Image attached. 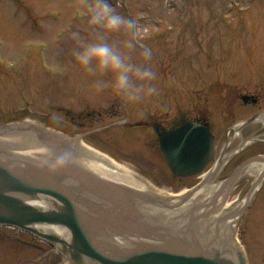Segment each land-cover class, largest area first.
Wrapping results in <instances>:
<instances>
[{"label":"rangeland","instance_id":"rangeland-1","mask_svg":"<svg viewBox=\"0 0 264 264\" xmlns=\"http://www.w3.org/2000/svg\"><path fill=\"white\" fill-rule=\"evenodd\" d=\"M87 2L0 0V119L16 114L12 109L23 107L24 102L20 100L23 93L34 95L37 106L30 103L29 108L34 109L32 114L40 115L43 112L38 109L44 92L57 98L62 90L96 96L95 107L99 104L117 109L119 116L105 123L123 120L126 116L128 121H134V117L148 109L161 108L173 115L178 109L196 107L197 110L206 105L214 143L220 147L227 135L232 138L234 131H228L232 124L245 119L251 110L261 109H239L235 105L234 117L226 121L221 106L225 93L219 90L221 86L232 85L235 91L244 93L253 88L255 80L258 82L264 77V0H110L118 13L136 23L138 47L134 59L139 62L143 47L153 51L159 95L135 106L126 104L111 90L97 93L92 87L97 77L75 63L72 50L77 45L71 34L77 32L84 39L93 38L94 26L88 24L84 14ZM110 39L122 41L125 35L111 33ZM217 82L222 84L220 89L215 86ZM105 93L108 103L105 95L99 96ZM196 110L191 109L190 114ZM114 127L96 135L94 142L84 141V145L164 193H185L203 182V173L181 180L173 178L165 163L152 153L149 143L144 142L146 134L141 129H130L132 133L127 135L130 140L126 144L117 137L123 128ZM254 127H247L244 134ZM237 143L234 139L227 152ZM254 150L264 155V146L255 144L241 153L248 156ZM237 164L233 163L232 167ZM225 177L226 172L217 181ZM254 180L252 173L242 171L226 203L234 206ZM246 205L236 221L235 239L248 264H264V181ZM0 264L74 263L63 245L47 242L28 231L0 226Z\"/></svg>","mask_w":264,"mask_h":264},{"label":"water","instance_id":"water-1","mask_svg":"<svg viewBox=\"0 0 264 264\" xmlns=\"http://www.w3.org/2000/svg\"><path fill=\"white\" fill-rule=\"evenodd\" d=\"M26 122L0 124V225L63 245L74 264H248L242 249L233 261L225 256L229 255L227 248H215L212 239L200 238L197 226L226 201V197L221 201L225 187L239 179L246 165L264 162V156L245 159L214 191L209 187L214 186L217 171H212L204 193H212L211 196L206 201L205 195L197 200L189 209L184 230H177L159 215L150 213L149 208L181 207L205 180L173 203L158 200L85 168L77 163L82 156L78 144L43 126L30 123L31 128L25 129L22 124ZM23 133H39L41 138L38 143L10 139ZM49 133L55 136L54 142L47 138ZM212 139L205 126L194 122L163 133L161 149L172 176L201 172L212 157ZM43 148L42 155L50 158V167L30 157L13 163V158L20 157L18 152ZM38 195L46 196L53 207L40 208L29 202ZM243 210L244 206L240 214ZM36 224L62 226L70 236L64 239L38 231ZM118 238L129 239L130 243L119 244Z\"/></svg>","mask_w":264,"mask_h":264},{"label":"flooded vegetation","instance_id":"flooded-vegetation-1","mask_svg":"<svg viewBox=\"0 0 264 264\" xmlns=\"http://www.w3.org/2000/svg\"><path fill=\"white\" fill-rule=\"evenodd\" d=\"M221 85L222 84L219 82L215 84L216 88L219 86L218 89H220ZM221 89L219 91L225 93V99H222L223 102L221 103V106L223 105L222 116L226 121H229L234 117L233 107L235 105L239 107V109L240 107H250L251 109H257L261 107V109L258 111L251 110L253 112L245 119L232 124L228 130L229 132L230 129L234 131L232 138L230 139V136L227 135L226 141L223 142L220 147H216L214 143L212 123L211 120L208 119L209 114L207 107H205L206 105L197 110L196 107L190 108V110L178 109L174 111L173 115H170L167 112L168 110L163 111L161 108H156L155 110L148 109L146 111H141L140 115L134 117L135 119L133 118L134 121H128V117L126 116L123 120L105 123L107 119L119 116L117 109L111 110L109 107H101L102 105L99 104V106L96 105L95 107L93 104L96 103V96L92 97L93 95L84 96L81 94L78 95L76 93H66L63 90L58 92L56 95L57 98H53L52 94L44 92V94L41 96L42 106H39L41 108L38 109L43 112L40 115L32 114L35 111H33L34 109L29 108L31 105L30 103L37 106V104L34 103V95L23 93L20 95V100H23L24 102L23 107L12 109V111L16 114L11 116L4 115L0 119V124H2V122L7 123L6 121H29L37 125L50 128L64 138L75 142V144H78L79 148H77V150L81 149L80 145L84 144V141L94 142V137H97L96 135L105 133L107 130L111 129L112 127L115 128L114 126L117 125L123 128L121 131L122 134L118 133L117 137L120 136V140H124L126 144L130 140V137L127 135H131L132 133L130 132V129H141L145 132L144 134H146L144 136V142L149 143L150 148L153 150L152 153L157 159L162 160L167 166V169L170 171L161 149V135L163 133L174 131L187 122L198 123L205 126L213 137L212 141L214 148L212 159L209 163L210 165L202 173L204 175V172L212 173V171L216 170L217 172L212 181V183L216 184L220 182L217 181L220 174H224L226 172V177H228L233 169L245 159L257 155L264 156L257 150H254V152H251L248 156H244V154L241 153L245 148H247V146L252 144L257 145L258 147L264 146V77L259 79L258 82L255 80L253 82V88L249 91H245L244 93L240 90L235 91L232 85H228L226 88L221 86ZM107 91L108 90H106V92ZM99 96H104V98H107V93ZM108 101L109 98H107V103ZM191 109H195L196 113L193 115L190 114ZM249 119L251 120L248 121ZM250 126L255 127L250 128V132L244 134V130ZM257 126H259L258 129H256ZM244 135L246 137H244ZM111 137L113 138V136ZM115 137L116 135H114V138ZM135 139L138 138L135 137ZM234 139H237L238 143L227 152V148L231 145ZM233 163L239 164H237L235 167H232ZM142 168L148 169L147 166ZM142 172L144 171L142 170ZM202 173H199L198 175H201ZM173 178L181 180L183 177Z\"/></svg>","mask_w":264,"mask_h":264},{"label":"bare ground","instance_id":"bare-ground-1","mask_svg":"<svg viewBox=\"0 0 264 264\" xmlns=\"http://www.w3.org/2000/svg\"><path fill=\"white\" fill-rule=\"evenodd\" d=\"M31 124L29 122H26L23 123L22 126L25 129L26 128L30 129ZM49 136L50 137H47L49 141L54 142L56 140L55 136L51 137L50 133ZM39 138H41L39 133L38 134L23 133L19 136L11 137L10 139L18 140V141H27L30 143H38ZM36 147L38 148V146ZM81 151H82V156L81 158H78L77 163H79L80 165L93 171L94 173H97L98 175L104 178H109L121 184L134 187L140 191L145 192L149 196L170 203H173L175 200L178 199V196L184 194V192L178 194L164 193L158 188L151 185L145 179L141 178L140 176H137L136 174L125 169L124 167L114 163L107 156H104V154L84 144H81ZM18 153L20 157H18V159L16 157L12 159L13 161H15L13 162L14 164H19V162H21L22 160V157H27V158L30 157V159L35 160V162L39 163L40 165H44L46 168L50 167L51 165L50 158L44 157L42 155L44 154V148L31 149ZM245 170L248 173L250 172L255 176V180L254 183L252 184L250 191L246 195H244L242 199L236 201L234 203V206H232V204L226 203L227 201L226 200L223 204L220 205V208L219 207L216 208V210L212 212L208 216V218L201 223L200 226H197V232H199L200 238H202L204 241H209L210 239H212V243L213 246H215V248L217 247L227 248V250L229 251L228 252L229 255L226 254L225 256H228L233 261L236 260L237 258L236 253L241 249L238 241L235 239L236 221L240 216L242 207L245 206L251 200V198L255 194L256 189L260 186L262 180L264 179V162L249 163L246 165ZM209 177L210 174L206 176L204 184H202V186L197 191H195L191 196V198L181 207L174 209H166L160 207L159 208L157 207L156 209L149 208V212L155 215H159L160 218L165 222H170L175 229L181 228L182 230H184L183 228L186 226L185 222L189 216L188 215L189 209L192 206H194V203L197 200H200V198L206 196L205 198L206 201L208 200L209 196H211L212 194V193H207L206 195L204 194L208 189L207 183ZM233 186L234 183L227 185L225 187L221 201L224 199V197L228 198L229 193L232 191ZM217 187L218 185H214L212 187L210 186L209 188L213 189L214 191ZM29 202H31L34 206L40 208L53 207L52 202L46 196L43 195H38L35 199ZM35 228L38 231H46V232L54 233L58 235L60 238H64V239H68L70 236L69 231L62 226L36 224ZM116 242H118L119 244H128L130 243V240L124 238H118L116 239Z\"/></svg>","mask_w":264,"mask_h":264},{"label":"clouds","instance_id":"clouds-1","mask_svg":"<svg viewBox=\"0 0 264 264\" xmlns=\"http://www.w3.org/2000/svg\"><path fill=\"white\" fill-rule=\"evenodd\" d=\"M84 14L94 26L93 38L84 39L73 32L76 47L72 50L75 63L86 73L96 76L92 87L97 93L111 90L126 104L139 105L159 95L158 73L153 51L143 47L137 62L136 23L118 13L110 0H88ZM124 33L122 41H112L111 33ZM110 76L111 79L104 77Z\"/></svg>","mask_w":264,"mask_h":264}]
</instances>
